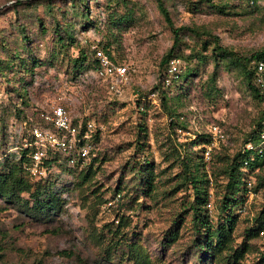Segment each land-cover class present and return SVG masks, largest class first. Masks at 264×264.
<instances>
[{
    "label": "rangeland",
    "instance_id": "obj_1",
    "mask_svg": "<svg viewBox=\"0 0 264 264\" xmlns=\"http://www.w3.org/2000/svg\"><path fill=\"white\" fill-rule=\"evenodd\" d=\"M19 1L25 0H0V165L2 135L13 145L17 109L28 97L38 108L59 101L71 116L94 120L99 159L88 171L85 163L72 169L54 164L46 175L30 176L61 189L62 205L49 216H32L0 194V264H200L189 207L195 192L179 161L187 149L206 173L205 207L216 224V204L226 189L223 169L264 119V101L249 89L245 73L211 55L210 37L182 29L175 51L181 53L180 70L186 66L191 74L184 84L152 95L168 67L160 59L174 41L156 0H53L52 13L42 3ZM165 2L176 26L209 30L222 46L241 54L264 48V0ZM57 22L62 41L55 34ZM106 43L127 66L119 91L96 77L88 60H75ZM162 93H171L166 104ZM214 125L221 133L215 141ZM146 165L151 188L140 180L139 167ZM20 202L32 203L28 192L20 194ZM243 202L229 243L247 241L250 247L235 263L222 258L219 264H264V235L245 234L264 204V186ZM120 214L124 221L118 226Z\"/></svg>",
    "mask_w": 264,
    "mask_h": 264
},
{
    "label": "trees",
    "instance_id": "obj_2",
    "mask_svg": "<svg viewBox=\"0 0 264 264\" xmlns=\"http://www.w3.org/2000/svg\"><path fill=\"white\" fill-rule=\"evenodd\" d=\"M53 0H25L19 1V3H25L30 5H37L42 3L45 5L49 13L53 12ZM80 2L85 3L86 0H69V2ZM115 1V0H114ZM205 2H210L211 0H204ZM255 2L256 0H250ZM157 6L160 12L163 14L164 19L169 24L173 35L174 41L169 49L162 55L160 59V64L167 63L171 58L180 57L181 53L175 51L177 43L181 41V31L186 29L190 33H194L196 36L206 35L210 37L212 42L211 55L214 58L226 59L231 64L239 66L242 71L245 73L248 78V87L254 93L255 96L263 98L260 95L259 87L256 84L254 73L251 68V65H248L249 59H264V48L255 50L251 54H241L237 51L227 47L222 46L218 42V36L211 33L209 30L200 29L197 26L190 25H174L170 12L167 8L165 0H156ZM224 5H221L222 8ZM39 22L41 19L37 18ZM41 28L45 30L44 25L40 23ZM61 26L60 23H56L54 26L55 34L57 39L62 41L63 36L60 33ZM22 38H27L24 29L22 28ZM103 47L114 60H117L107 47L106 44H102ZM201 58L205 59L203 53L200 54ZM217 56V57H216ZM253 59V60H254ZM79 62H88V66L92 69H96L98 66L97 59L95 57V49L92 48L91 52L88 54L86 51L80 53V55L75 59ZM191 71L188 67L183 66L181 70L174 76L168 85L164 84L165 74H160V81L157 84H154L153 91L163 92L165 87H171L176 85L184 84L188 79ZM167 88V89H168ZM171 97V93L165 94L162 93L161 99H163L166 104L167 99ZM264 101V100H263ZM21 104H24L21 108L17 109L16 117L19 123L14 129V135L16 140L13 141V145L6 143L5 135H2V142L4 144V159L3 165H0V194L8 199L18 201L23 204L24 208L27 210L28 214L39 215V216H49L53 211L60 209L63 200L58 195V191L61 189L52 188L50 183H42L40 181L33 182L30 180V176L33 174L30 170L31 157L30 152L32 147L24 148L22 142L28 138V130L34 125L43 124V113L46 111V107H36L33 106L32 100L28 97L27 99H22ZM173 111L169 110L171 114ZM72 122L77 124L79 122L85 123L88 119L87 117H79L76 115L71 116ZM263 120L257 121L255 128L249 133L248 137L244 141V144L249 140H254L258 137V132L263 126ZM10 136V135H9ZM98 138V133H95L92 136V140ZM207 142H210V137ZM244 144L239 148L234 154L233 158L228 163L226 169H223L224 174L226 175V189L222 195L220 202L216 204V224H213V215L208 212V209L205 207L208 202L206 185L205 181H208V178L204 180L205 172L202 174V169L200 168L199 163L195 160L191 161L193 156L187 152L185 149V154L179 163L182 165L183 177L187 183L190 184L192 189L195 192V199L189 204L190 210L192 211L191 220L193 225H195L199 236L195 239L196 242H193L194 251L197 253V258L200 264H219L222 258H227V261L232 260V263H235L250 247V243L247 241L233 247L229 243L230 233L235 226L237 220L236 210L238 207L243 205V200L247 195L248 190L252 192H257L258 189L264 186V148L262 152H258L257 149L250 148L245 149ZM16 146V148H14ZM99 152L93 155L85 163V168L87 171L92 167L97 159H99ZM66 157L59 152H51L49 158L43 160L47 171L50 170V166L56 164L61 168H77L80 167V161H77L74 165L68 166L66 164ZM140 180L148 185V188L153 186L151 168L149 165L144 167H139ZM250 176H253V180H250ZM248 181L251 183L248 184ZM22 192H28L31 198V204L28 202H20V194ZM115 193L120 194V203L123 204V195L121 194L120 189H115ZM114 193V194H115ZM255 224H250L245 227V234L248 238L258 237L259 229L264 226V204L255 215ZM124 221V215L119 216L118 226ZM175 233L171 234L170 238L174 237ZM228 249L229 254L222 255L223 249ZM262 261L264 262V252L261 256ZM88 264V263H83ZM144 264V263H142Z\"/></svg>",
    "mask_w": 264,
    "mask_h": 264
},
{
    "label": "built area",
    "instance_id": "obj_3",
    "mask_svg": "<svg viewBox=\"0 0 264 264\" xmlns=\"http://www.w3.org/2000/svg\"><path fill=\"white\" fill-rule=\"evenodd\" d=\"M93 48L95 49V57L98 63L93 73L96 77L108 83L110 89L119 91L120 85L127 79V66L112 59L103 47L94 45ZM180 66L181 62L178 57L171 58L168 61L164 79L165 85H168L171 79L176 76ZM251 68L256 84L259 87L260 95L264 100V59H254ZM152 95H155V91L152 92ZM45 110L43 113L44 123L32 126L28 130V138L22 142L24 148L32 147L30 152V170L33 174L46 175L47 168L43 160L49 158L51 152H59L65 156L68 166L74 165L77 161H80V165H83L86 160L96 154L93 150L94 142L92 140L95 128L94 120L87 119L85 123L74 124L69 109L59 101L49 102ZM210 131L213 141L221 135L217 125H214ZM210 148V146H207L206 154H209ZM244 148H254L258 152H262L264 148V121L258 132V137L246 142ZM250 183L248 181V184ZM249 193H252V191L248 190L247 195ZM258 232L264 235V226Z\"/></svg>",
    "mask_w": 264,
    "mask_h": 264
}]
</instances>
